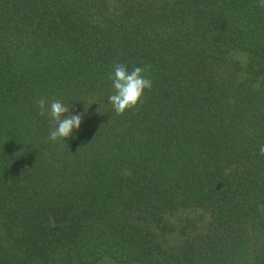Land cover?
Masks as SVG:
<instances>
[{
    "label": "trees",
    "instance_id": "obj_1",
    "mask_svg": "<svg viewBox=\"0 0 264 264\" xmlns=\"http://www.w3.org/2000/svg\"><path fill=\"white\" fill-rule=\"evenodd\" d=\"M262 147L264 0H0V264H264Z\"/></svg>",
    "mask_w": 264,
    "mask_h": 264
},
{
    "label": "clouds",
    "instance_id": "obj_2",
    "mask_svg": "<svg viewBox=\"0 0 264 264\" xmlns=\"http://www.w3.org/2000/svg\"><path fill=\"white\" fill-rule=\"evenodd\" d=\"M145 67L136 66L129 70L125 64H115L109 73L112 92L108 103L117 115L136 107L146 90L153 87V81L146 76ZM40 115L50 118L52 127L47 139L52 142L76 139V133L81 129L87 111H75L60 100L48 103L45 98L36 101ZM264 153V147L260 149Z\"/></svg>",
    "mask_w": 264,
    "mask_h": 264
},
{
    "label": "rangeland",
    "instance_id": "obj_3",
    "mask_svg": "<svg viewBox=\"0 0 264 264\" xmlns=\"http://www.w3.org/2000/svg\"><path fill=\"white\" fill-rule=\"evenodd\" d=\"M171 240L176 241L177 240V236L176 237H173ZM97 264H136V263L135 262H131V263H118L115 259L105 258V259H102Z\"/></svg>",
    "mask_w": 264,
    "mask_h": 264
}]
</instances>
